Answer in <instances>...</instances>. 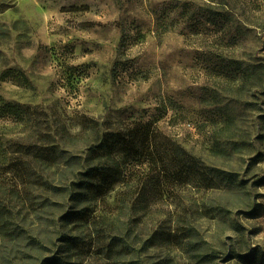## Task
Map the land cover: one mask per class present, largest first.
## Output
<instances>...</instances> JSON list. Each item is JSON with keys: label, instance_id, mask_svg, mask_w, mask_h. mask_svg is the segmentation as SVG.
<instances>
[{"label": "rangeland", "instance_id": "rangeland-1", "mask_svg": "<svg viewBox=\"0 0 264 264\" xmlns=\"http://www.w3.org/2000/svg\"><path fill=\"white\" fill-rule=\"evenodd\" d=\"M0 99V264H264V0H0ZM79 117L151 124L231 181L188 185L181 156L145 196L75 204Z\"/></svg>", "mask_w": 264, "mask_h": 264}, {"label": "trees", "instance_id": "trees-1", "mask_svg": "<svg viewBox=\"0 0 264 264\" xmlns=\"http://www.w3.org/2000/svg\"><path fill=\"white\" fill-rule=\"evenodd\" d=\"M189 3H181L185 8ZM17 106L4 104L0 99V111L13 113ZM78 133L93 134V143L88 148L89 164L84 172L73 170L64 177L57 191L59 195H69L75 204H91L108 196L116 186H131L136 191L145 192L155 187H162V182L173 180L176 177V168L179 157L182 156L180 171L188 185L207 187L214 179H231L217 169L205 168L201 162L163 135L151 124H128L122 129H105L99 131V125L92 119L78 118ZM64 165L72 169L79 165L78 157H62ZM168 166L170 168H168ZM67 168L65 171H67ZM173 170V171H172ZM209 172V173H207ZM132 194V193H131ZM124 191L116 197L117 206L127 203ZM86 208L77 209L66 214L62 219L67 221L83 220L86 217ZM45 264H57V259L48 258Z\"/></svg>", "mask_w": 264, "mask_h": 264}]
</instances>
